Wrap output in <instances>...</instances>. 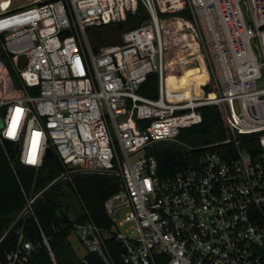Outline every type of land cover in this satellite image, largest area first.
<instances>
[{"label": "built area", "instance_id": "built-area-1", "mask_svg": "<svg viewBox=\"0 0 264 264\" xmlns=\"http://www.w3.org/2000/svg\"><path fill=\"white\" fill-rule=\"evenodd\" d=\"M13 4L0 0V46L21 84L16 89L0 60V144L11 167L17 160L38 171L52 149L68 176L120 180L104 202L109 228L90 218L74 224L86 253L103 264H264V0ZM139 8L148 16L142 25L125 31L120 43L93 50L87 29L125 22ZM187 25L196 29L216 94L168 102L166 36L183 42ZM151 75L159 81L155 98L140 94ZM208 106L223 110L227 137L201 147L174 177L161 178L148 150L179 143ZM110 239L120 246L117 258ZM31 249L25 242L4 264L25 263Z\"/></svg>", "mask_w": 264, "mask_h": 264}, {"label": "trees", "instance_id": "trees-1", "mask_svg": "<svg viewBox=\"0 0 264 264\" xmlns=\"http://www.w3.org/2000/svg\"><path fill=\"white\" fill-rule=\"evenodd\" d=\"M147 19L145 10L139 8L137 14H128L125 22L87 29L95 42L94 51L100 47L97 41L101 40L97 36L103 32H123L126 27H138ZM0 60L6 63L13 82L20 88V81L1 46ZM158 86V77L151 75L141 87L140 94L155 98L158 96ZM164 94L168 102H183L205 95L215 98L216 90L210 75L188 78L174 51L168 49L164 62ZM201 111L202 123L183 130L178 138L179 143H158L148 150L158 160V175L161 178L174 177L193 164L202 151L201 147L216 145L227 137L223 110L208 106ZM214 149L219 151L223 148L214 146ZM12 161L14 168L0 144V242L3 241L0 245V264L5 263L7 254L19 249L25 242H29L32 249L27 261L22 264H103L94 254L78 256L69 237L74 232L76 222L89 218L99 227L109 228L111 222L104 202L119 191L120 180L104 173L77 172L68 176L71 171H66L56 156L46 158L43 168L38 171L17 160ZM63 173L67 177L54 183ZM73 198L81 205L80 217L76 220L70 219L66 204L67 199ZM107 244L117 258L121 252L120 246L112 239Z\"/></svg>", "mask_w": 264, "mask_h": 264}, {"label": "rangeland", "instance_id": "rangeland-1", "mask_svg": "<svg viewBox=\"0 0 264 264\" xmlns=\"http://www.w3.org/2000/svg\"><path fill=\"white\" fill-rule=\"evenodd\" d=\"M33 0H14L13 9H21V8H28V6L32 3ZM242 9L245 15L246 20L248 21L247 16V8L245 3H242ZM183 26V25H182ZM129 28L126 27L124 31H107L103 32L102 35L97 36L98 40L97 44L100 45L99 49L101 47H105L108 45H113L119 40H121L122 34L127 31ZM187 32V38L180 43H177L174 36H166V50L168 48H172L174 50V53L180 61L188 60H196L199 63V67L202 69V75H210V67L208 59L204 53V50L202 48L201 42L199 40V37L197 35L196 29H194L193 25H187L186 27ZM89 44H91L93 50H94V40L93 37L90 36V34L87 35ZM98 49V50H99ZM15 84V83H14ZM16 89L18 87L15 85ZM1 96V94H0ZM206 96V95H205ZM3 122L0 118V129L3 128ZM139 155H134L133 159H137ZM66 204L68 205V213L71 220H76L78 217H80L81 212V205L79 204L78 200L76 199H67ZM125 211L122 212L124 214ZM69 241L71 243L72 248L76 251L78 256L84 257L86 254L85 249L81 246L77 235L75 232H72Z\"/></svg>", "mask_w": 264, "mask_h": 264}, {"label": "water", "instance_id": "water-1", "mask_svg": "<svg viewBox=\"0 0 264 264\" xmlns=\"http://www.w3.org/2000/svg\"><path fill=\"white\" fill-rule=\"evenodd\" d=\"M45 2H49V1H52V0H44ZM184 68L185 69H188V73L189 74H193L194 72H199L201 69L200 67L198 66V63L196 60H190V61H187L185 64H184ZM263 73H264V70H263ZM6 146L8 148V151L13 154V149L11 147V142H7L6 143ZM46 156L47 157H53L54 156V153H53V150L52 149H48L47 150V153H46ZM63 178H60V179H57L54 183L56 182H59L61 181ZM52 187V186H51ZM45 193V192H43ZM14 227L11 228L10 231H12ZM3 241L0 242V245Z\"/></svg>", "mask_w": 264, "mask_h": 264}, {"label": "bare ground", "instance_id": "bare-ground-1", "mask_svg": "<svg viewBox=\"0 0 264 264\" xmlns=\"http://www.w3.org/2000/svg\"><path fill=\"white\" fill-rule=\"evenodd\" d=\"M183 68H184V66H183ZM200 69H201V68H200ZM184 70H185V72H186V76H187L188 78L196 77V76H198V75H200V74L202 73V69H201L199 72H194L193 74H189V73H188V69H185V68H184ZM212 99H214V98H212Z\"/></svg>", "mask_w": 264, "mask_h": 264}]
</instances>
